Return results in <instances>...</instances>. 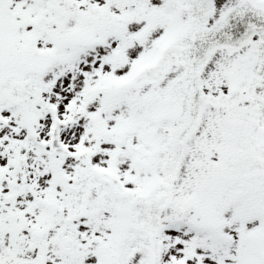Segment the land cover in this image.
Returning a JSON list of instances; mask_svg holds the SVG:
<instances>
[{
    "label": "snow or ice",
    "instance_id": "6c2138e0",
    "mask_svg": "<svg viewBox=\"0 0 264 264\" xmlns=\"http://www.w3.org/2000/svg\"><path fill=\"white\" fill-rule=\"evenodd\" d=\"M0 264H264V0H0Z\"/></svg>",
    "mask_w": 264,
    "mask_h": 264
}]
</instances>
